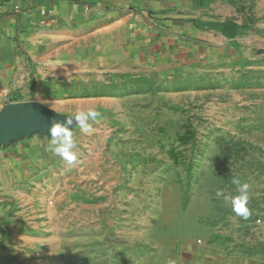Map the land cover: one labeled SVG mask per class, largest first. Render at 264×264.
Listing matches in <instances>:
<instances>
[{
  "label": "rangeland",
  "instance_id": "1",
  "mask_svg": "<svg viewBox=\"0 0 264 264\" xmlns=\"http://www.w3.org/2000/svg\"><path fill=\"white\" fill-rule=\"evenodd\" d=\"M177 1L208 29L200 60L60 104L102 114L86 133L73 120L76 162L46 130L0 144V264H175L198 247L264 264V0ZM233 179L247 219L215 197Z\"/></svg>",
  "mask_w": 264,
  "mask_h": 264
},
{
  "label": "crops",
  "instance_id": "2",
  "mask_svg": "<svg viewBox=\"0 0 264 264\" xmlns=\"http://www.w3.org/2000/svg\"><path fill=\"white\" fill-rule=\"evenodd\" d=\"M187 6L177 0H0V110L33 101L66 116L59 106L67 99L145 78L165 80L168 71L200 58L209 34ZM198 248L183 250L175 264H263L261 255L214 257Z\"/></svg>",
  "mask_w": 264,
  "mask_h": 264
},
{
  "label": "clouds",
  "instance_id": "3",
  "mask_svg": "<svg viewBox=\"0 0 264 264\" xmlns=\"http://www.w3.org/2000/svg\"><path fill=\"white\" fill-rule=\"evenodd\" d=\"M101 115L96 109L89 108L87 111H79L74 116L67 117L62 123L54 122L49 129V150L68 164L76 162L77 142L74 139L73 120L76 122L75 125L86 133L91 128L89 122L96 121ZM232 183L236 185L235 195L226 193L223 189H217L215 197L230 204L232 211L237 216L247 219L251 215V210L248 207L250 185L247 182H241L239 179H233Z\"/></svg>",
  "mask_w": 264,
  "mask_h": 264
},
{
  "label": "water",
  "instance_id": "4",
  "mask_svg": "<svg viewBox=\"0 0 264 264\" xmlns=\"http://www.w3.org/2000/svg\"><path fill=\"white\" fill-rule=\"evenodd\" d=\"M60 115L37 102L9 103L0 110V144L29 130L49 132L54 122H63Z\"/></svg>",
  "mask_w": 264,
  "mask_h": 264
},
{
  "label": "built area",
  "instance_id": "5",
  "mask_svg": "<svg viewBox=\"0 0 264 264\" xmlns=\"http://www.w3.org/2000/svg\"><path fill=\"white\" fill-rule=\"evenodd\" d=\"M40 13H41L42 15H45V14L48 13V11H46L45 9H42V10L40 11Z\"/></svg>",
  "mask_w": 264,
  "mask_h": 264
}]
</instances>
